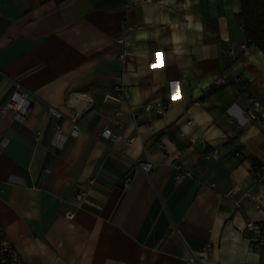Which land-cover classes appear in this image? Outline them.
Instances as JSON below:
<instances>
[{
    "label": "crops",
    "instance_id": "crops-1",
    "mask_svg": "<svg viewBox=\"0 0 264 264\" xmlns=\"http://www.w3.org/2000/svg\"><path fill=\"white\" fill-rule=\"evenodd\" d=\"M240 10L239 0H0V240L20 264H264L240 230L264 223V201L251 199L264 192L251 173L264 164V54ZM16 84L37 97L20 122L5 107ZM246 91L259 120L246 117ZM135 161L155 166L145 175ZM88 179L93 206L74 199Z\"/></svg>",
    "mask_w": 264,
    "mask_h": 264
},
{
    "label": "built area",
    "instance_id": "built-area-1",
    "mask_svg": "<svg viewBox=\"0 0 264 264\" xmlns=\"http://www.w3.org/2000/svg\"><path fill=\"white\" fill-rule=\"evenodd\" d=\"M123 43V41H121ZM228 73L227 71H223L219 73L214 80V82L207 88L210 92L214 91L218 85L224 84L228 80ZM117 95L121 94L122 88L118 86L116 89ZM27 91L21 84H16L13 92L10 94V98L7 100L5 107L9 110H12L13 117L18 122L22 121L27 113L30 111V107L33 104V101L37 99L35 95L33 97H29L26 95ZM245 101L248 102V107L246 110V117L250 121L259 120V112L261 110L262 104L258 102L252 95H250L247 91L243 93ZM50 112L55 115V117L59 118L61 114L54 109L53 107L49 106ZM79 114H76L75 117L71 119L74 123V126L71 131L72 136H77L80 131V126L76 122V118ZM103 137H111L112 130L110 127L105 128L101 133ZM66 137L65 134L62 133L61 125L56 123L54 126L53 132V140L52 144L57 147H61L63 142L65 141ZM218 150L214 149L211 152L203 153V157L208 158L212 155H217ZM235 155H239V152L236 151ZM134 167L139 169L145 175H148L149 172L154 168L155 164L151 161H135L131 162ZM179 170V168H178ZM251 173L257 183H259L264 177V164H260L257 160H253ZM177 177H187L192 176L191 172L181 171L179 170L176 174ZM131 177L128 173L123 174L122 184L125 186L130 181ZM94 179H88L85 185H77L73 189L74 199L78 203H86L93 206L88 199V189L93 185ZM252 202L255 207H260L262 202L264 201V192L260 196H252ZM235 204H238L235 201ZM71 216V214H68ZM241 233L243 236L248 240L250 247L252 249L260 250L264 249V223L257 222L252 219L246 221L240 228ZM211 248V245L207 244L204 247V254L208 252ZM205 257V256H204ZM21 263V255L18 252L17 247L13 243L11 239L2 238L0 240V264H20Z\"/></svg>",
    "mask_w": 264,
    "mask_h": 264
},
{
    "label": "trees",
    "instance_id": "trees-1",
    "mask_svg": "<svg viewBox=\"0 0 264 264\" xmlns=\"http://www.w3.org/2000/svg\"><path fill=\"white\" fill-rule=\"evenodd\" d=\"M240 24L247 42L255 45L264 54V0H239Z\"/></svg>",
    "mask_w": 264,
    "mask_h": 264
},
{
    "label": "water",
    "instance_id": "water-1",
    "mask_svg": "<svg viewBox=\"0 0 264 264\" xmlns=\"http://www.w3.org/2000/svg\"><path fill=\"white\" fill-rule=\"evenodd\" d=\"M105 100H106L107 102H109V103H112V104H116V103H117V100H116L114 97L109 96V95L106 96Z\"/></svg>",
    "mask_w": 264,
    "mask_h": 264
},
{
    "label": "bare ground",
    "instance_id": "bare-ground-1",
    "mask_svg": "<svg viewBox=\"0 0 264 264\" xmlns=\"http://www.w3.org/2000/svg\"><path fill=\"white\" fill-rule=\"evenodd\" d=\"M80 98V97H79ZM79 102V101H78Z\"/></svg>",
    "mask_w": 264,
    "mask_h": 264
}]
</instances>
